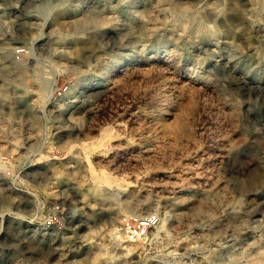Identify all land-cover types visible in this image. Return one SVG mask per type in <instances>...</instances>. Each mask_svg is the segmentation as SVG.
<instances>
[{"label": "rangeland", "instance_id": "374dc122", "mask_svg": "<svg viewBox=\"0 0 264 264\" xmlns=\"http://www.w3.org/2000/svg\"><path fill=\"white\" fill-rule=\"evenodd\" d=\"M0 264H264V0H0Z\"/></svg>", "mask_w": 264, "mask_h": 264}, {"label": "built area", "instance_id": "2783aa9c", "mask_svg": "<svg viewBox=\"0 0 264 264\" xmlns=\"http://www.w3.org/2000/svg\"><path fill=\"white\" fill-rule=\"evenodd\" d=\"M154 217H141L133 222L131 219H124L123 228L124 236L130 241H136L143 237L149 229L154 227Z\"/></svg>", "mask_w": 264, "mask_h": 264}, {"label": "bare ground", "instance_id": "6f19581e", "mask_svg": "<svg viewBox=\"0 0 264 264\" xmlns=\"http://www.w3.org/2000/svg\"><path fill=\"white\" fill-rule=\"evenodd\" d=\"M92 177L94 179V183L97 185V188H99V189H101L102 186H104L105 184L110 185L113 183V179L110 176H108V175L102 176V175L96 173L95 171L92 173Z\"/></svg>", "mask_w": 264, "mask_h": 264}]
</instances>
